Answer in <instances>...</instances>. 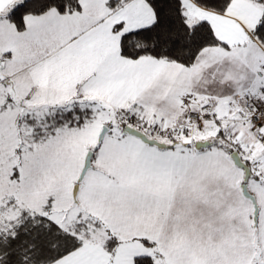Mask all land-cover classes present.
I'll use <instances>...</instances> for the list:
<instances>
[{"label": "snow or ice", "instance_id": "snow-or-ice-1", "mask_svg": "<svg viewBox=\"0 0 264 264\" xmlns=\"http://www.w3.org/2000/svg\"><path fill=\"white\" fill-rule=\"evenodd\" d=\"M0 264H264V0H0Z\"/></svg>", "mask_w": 264, "mask_h": 264}]
</instances>
